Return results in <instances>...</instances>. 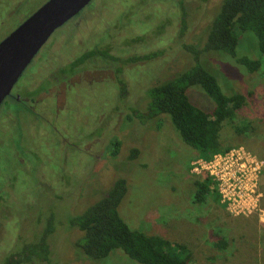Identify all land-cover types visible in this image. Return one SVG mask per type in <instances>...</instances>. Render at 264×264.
<instances>
[{
    "label": "rangeland",
    "instance_id": "374dc122",
    "mask_svg": "<svg viewBox=\"0 0 264 264\" xmlns=\"http://www.w3.org/2000/svg\"><path fill=\"white\" fill-rule=\"evenodd\" d=\"M48 1L0 0V43ZM222 2L94 0L54 33L0 107V264L24 260L49 230V261L20 264H138L122 251L88 258L78 246L83 233L69 224L119 179L128 186L120 215L132 230L186 246L191 264H264V176L262 212L234 217L216 190L198 203L196 182L206 178L191 169L203 154L169 116L136 115L146 114L152 87L195 64L187 47L204 48ZM238 35L237 57L260 60L258 72L212 52L201 64L223 92L246 98L221 128V149L244 147L264 159V56L254 33ZM94 50L119 61L95 57L64 73ZM188 96L213 110L200 87ZM220 240L229 248H217Z\"/></svg>",
    "mask_w": 264,
    "mask_h": 264
},
{
    "label": "trees",
    "instance_id": "16d2710c",
    "mask_svg": "<svg viewBox=\"0 0 264 264\" xmlns=\"http://www.w3.org/2000/svg\"><path fill=\"white\" fill-rule=\"evenodd\" d=\"M246 32L255 34L258 42L257 51L264 56V0H223L210 26L204 48L197 50L187 47L195 58V64L173 79L152 87L147 93L149 103L146 114L136 115L146 120L169 116L182 141L201 152L203 154L201 158L204 160H210L216 154L229 151V148L221 149L219 134L225 122L234 120L237 112L245 105L246 98L242 94L228 95L223 92L217 79L219 76L203 67L200 55L206 52L217 53L226 62L225 57L229 56L236 64L245 67L246 71L258 72L262 67L260 60L237 57L238 34ZM95 57L119 61L106 51L94 50L83 54L70 64L64 73L76 72V69ZM192 87H200L213 100L211 112L191 103L188 91ZM114 144L116 151L113 154L116 155L119 145L118 142ZM135 156L136 150L131 158ZM196 187L195 199L198 203L203 202L215 190L209 178L196 182ZM127 192V181L119 179L105 197L69 220L73 228L83 233L78 246L84 255L98 261L107 259L115 251H122L138 264H191V254L186 246L132 230L128 226L119 211ZM217 201L220 203L218 193ZM48 234L50 230L43 235L39 243L29 245L24 250V260L20 258L13 264L30 262L34 257L49 261ZM216 247L225 250L229 248V244L225 240H220Z\"/></svg>",
    "mask_w": 264,
    "mask_h": 264
},
{
    "label": "water",
    "instance_id": "95a60500",
    "mask_svg": "<svg viewBox=\"0 0 264 264\" xmlns=\"http://www.w3.org/2000/svg\"><path fill=\"white\" fill-rule=\"evenodd\" d=\"M94 0H49L0 43V107L42 48Z\"/></svg>",
    "mask_w": 264,
    "mask_h": 264
},
{
    "label": "built area",
    "instance_id": "2783aa9c",
    "mask_svg": "<svg viewBox=\"0 0 264 264\" xmlns=\"http://www.w3.org/2000/svg\"><path fill=\"white\" fill-rule=\"evenodd\" d=\"M191 173L209 178L221 204L234 217L262 212L264 159L244 147L192 162Z\"/></svg>",
    "mask_w": 264,
    "mask_h": 264
},
{
    "label": "flooded vegetation",
    "instance_id": "af4514ba",
    "mask_svg": "<svg viewBox=\"0 0 264 264\" xmlns=\"http://www.w3.org/2000/svg\"><path fill=\"white\" fill-rule=\"evenodd\" d=\"M93 59V58H92ZM12 96V94L9 96V97H11Z\"/></svg>",
    "mask_w": 264,
    "mask_h": 264
}]
</instances>
